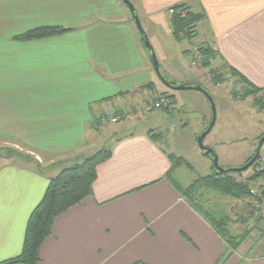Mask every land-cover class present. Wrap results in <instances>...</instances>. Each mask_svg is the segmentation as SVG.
I'll use <instances>...</instances> for the list:
<instances>
[{"label":"crops","instance_id":"crops-1","mask_svg":"<svg viewBox=\"0 0 264 264\" xmlns=\"http://www.w3.org/2000/svg\"><path fill=\"white\" fill-rule=\"evenodd\" d=\"M129 1L151 47L169 43L165 36L178 42L169 8L201 16L192 48L210 50L208 65L188 64L189 73L176 55L162 70L156 56L168 83L204 87L203 78L217 90L225 81L213 83L209 72L225 67L224 80L264 93V0ZM41 26L69 31L13 39ZM155 78L174 90L155 73L121 0H0V144L21 145L29 155L0 154V262L20 254L28 217L49 180L89 156L103 131L114 134L111 156L97 166L91 196L54 219L37 264H217L227 244L176 188L172 175L181 166L170 170V158L188 159L164 131L177 128L169 125L175 99L153 95ZM160 95L168 102L158 109L166 113L147 110ZM135 123L140 129H126ZM149 131L161 135L151 139ZM228 253L222 264H264V255L242 261L238 250Z\"/></svg>","mask_w":264,"mask_h":264},{"label":"rangeland","instance_id":"rangeland-1","mask_svg":"<svg viewBox=\"0 0 264 264\" xmlns=\"http://www.w3.org/2000/svg\"><path fill=\"white\" fill-rule=\"evenodd\" d=\"M162 36H164L163 30ZM165 37L168 38L169 43L164 41L163 47H158L156 44L152 46L161 63L160 69L164 70L163 63L167 56L173 58L176 55L179 56L183 68L187 67L186 71H188V64L192 66L193 69L191 70L197 69V64H192L195 58L192 46L197 43L195 38H184L171 44L169 40L171 38L169 36ZM151 43L155 42L152 40ZM188 72L191 73V71ZM226 78H229V76H226ZM168 79L177 81L172 75L168 76ZM201 80L202 85L211 95L215 107V122L211 131L205 137L203 144L214 150L220 167L225 169L242 167L246 164L248 158L254 154L261 138L260 136L264 134V93L248 89V86L239 87L238 84L235 86L234 82L232 83V79L224 80L225 83L217 90L204 85L203 78ZM151 91L153 95H157L161 91L167 92L175 99L169 125L177 128L175 131H169L168 127L164 131L168 133V138H173L176 145V153L184 154L185 158L188 159V164L191 166V168L181 166L172 175L173 181H176L182 188H186L197 178L208 175L204 167L208 166L210 169L212 165L211 159L200 155L201 152L197 145V138L206 129L211 118L210 104L198 91L194 89L170 90L162 85L158 78L153 80ZM141 97L139 93V101ZM157 112L166 113L164 109H158ZM181 124L184 125L180 127ZM132 127L127 126L126 129H140L141 126L139 123H135ZM114 128L116 129V127ZM109 130L111 131V128L106 129V131ZM123 130L124 128L122 127L121 131ZM116 131L119 132L120 130L117 129ZM94 136V145L89 148L90 150L88 149V152H90L89 156L96 153L99 149H108L114 134L107 135V133L102 131ZM161 145L166 148L163 142H161ZM23 153L24 148L21 145L16 147L14 145L5 146L3 143L0 144V154L7 158L15 159L24 155L28 159L29 155ZM255 162L256 164L253 167H249L243 172L232 173V176H235L238 181L249 184L250 190L260 193L264 180L256 178L248 181V178L255 171L264 168V143L260 148L259 159ZM209 171L211 172V169ZM201 194V205L216 219L221 217L228 218L229 222L226 228L231 235L244 238V241L237 248L239 258L242 261H244V258L250 259L255 255H264V219L260 216V211L258 215L257 207L250 205V196L234 198L222 195L211 189H204ZM255 218L257 219L254 220Z\"/></svg>","mask_w":264,"mask_h":264},{"label":"trees","instance_id":"trees-1","mask_svg":"<svg viewBox=\"0 0 264 264\" xmlns=\"http://www.w3.org/2000/svg\"><path fill=\"white\" fill-rule=\"evenodd\" d=\"M174 8H182L186 13L184 17L176 14L170 16L172 36L177 41H181L184 38H193L195 34V26L201 20V16L189 12L181 6H174ZM67 31H69V29L60 26H41L30 29L13 37V39L17 41H31L60 35ZM194 48L200 50L201 53V60L197 64H201L202 66L208 65V59L211 58L210 50L199 46H195ZM202 58H204V60ZM205 59H207V62H205ZM224 68L225 67H220L210 70L209 75L213 83L220 84L224 81ZM230 71L231 74H236L235 72H232V70ZM226 72L230 73L229 70ZM170 83L176 85L175 83ZM192 85L198 84L192 83ZM160 97L164 96L160 95ZM149 134L151 139L161 135L153 131H149ZM262 136H264V134L260 137ZM110 156L111 153L107 149L97 151L93 155L85 157L80 163L63 168L57 175L52 177L49 180L42 198L33 208L28 217L20 254L13 258L1 261L0 264H37L40 260L39 249L45 239L51 236V227L54 219L71 207L80 205L86 197L91 196L92 186L97 177L96 168L100 163L109 159ZM252 156L248 158L247 162ZM170 159V170L182 165L188 166L187 162L181 158L171 157ZM255 164L256 162H254L251 167ZM210 169L211 172L209 175L197 178L190 186L186 188L176 186V188L187 203L203 216L216 233L223 237L227 244V249L233 252L241 245L244 238L242 239L240 236L230 234L226 228L229 222L228 218L221 217L216 219L201 205V191L204 189H211L222 195L240 198L242 196L252 197L251 190L249 189V184L238 181L235 176H232V173L239 172H226L220 174L216 172L212 165L210 166ZM256 178H262L264 180V168L255 171L254 174L248 178V181H252ZM263 187L264 185L260 190L262 197L264 196ZM254 200H256L255 204L259 202V198H254ZM228 250L225 249L221 254L217 264H222L228 257ZM134 264L142 263L136 262Z\"/></svg>","mask_w":264,"mask_h":264},{"label":"water","instance_id":"water-1","mask_svg":"<svg viewBox=\"0 0 264 264\" xmlns=\"http://www.w3.org/2000/svg\"><path fill=\"white\" fill-rule=\"evenodd\" d=\"M121 1L128 8V10L131 14V17L135 23V26L137 28V31L142 36L143 45H144L145 49L147 50L149 60L153 66L155 73L159 76L160 80L162 82H164L169 88L174 89V90L194 89V90L198 91L199 93H201L206 98V100L209 102L210 107H211V118H210V121H209L206 129L197 138V145H198L199 149L203 152V156L207 157V158H211L213 168L216 170L217 173H220V174L226 173V172H243V171L247 170L249 167H251V165L259 157L260 148L264 143V136L259 139L257 147L255 149V152H254L252 158L248 162H246V164L244 166L239 167V168H227V169L220 167L218 165V158H217V155L215 154L214 150L206 147L203 144L205 137L211 131V129L214 125V122H215V107H214L211 95L209 94V92L206 89H204L200 85H186V84L173 85V84L168 83L162 76H160L159 63H158L157 57L154 53L153 48L151 47L149 41L147 40V38L144 34L139 16H138L135 8L133 7V5L131 4V2L129 0H121ZM263 191H264V187H263Z\"/></svg>","mask_w":264,"mask_h":264},{"label":"built area","instance_id":"built-area-1","mask_svg":"<svg viewBox=\"0 0 264 264\" xmlns=\"http://www.w3.org/2000/svg\"><path fill=\"white\" fill-rule=\"evenodd\" d=\"M186 11L182 8H169L168 10V14L169 16L172 15H178L181 17L185 16ZM194 52H195V58L193 59L192 64L196 65L197 63L200 62L201 60V53L200 50H198L197 48H194ZM168 102L166 97H159V99H156L153 104H150L149 106H147V110H152V109H158L164 105H166V103ZM108 116L112 117L113 121H116L118 119V116H116L115 114H108ZM251 196L255 197V198H259V202L256 204V207L259 209L260 211V216L264 219V197L261 196V194L255 190H251Z\"/></svg>","mask_w":264,"mask_h":264},{"label":"flooded vegetation","instance_id":"flooded-vegetation-1","mask_svg":"<svg viewBox=\"0 0 264 264\" xmlns=\"http://www.w3.org/2000/svg\"><path fill=\"white\" fill-rule=\"evenodd\" d=\"M211 159V158H210Z\"/></svg>","mask_w":264,"mask_h":264}]
</instances>
